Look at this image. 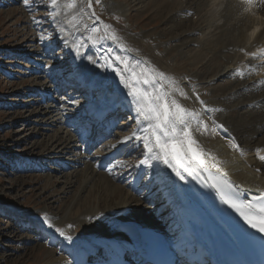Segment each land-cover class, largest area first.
<instances>
[{
  "label": "rangeland",
  "instance_id": "obj_1",
  "mask_svg": "<svg viewBox=\"0 0 264 264\" xmlns=\"http://www.w3.org/2000/svg\"><path fill=\"white\" fill-rule=\"evenodd\" d=\"M155 1L100 0V3H96V0H91L92 7L89 9L87 0H76L77 7L75 9L65 10L64 5L67 0H59L56 8L51 7L50 0H29L28 5L24 0H0V264H67L68 260L71 264H77L76 259L79 257L74 256L78 255L82 248L80 241V233L84 230L82 224L93 218L99 222L101 216L89 215L87 217L84 214L79 217L73 216L72 212L78 208L75 203L78 201L76 199L81 196H79V191L82 184L79 185L78 182L74 189L71 188L68 194L64 195L61 186H57V182L64 180L63 174L69 175L68 178H72V181L77 178L73 177L75 174H78L80 178L85 169L82 165L83 162H89L88 166L90 167L99 160L104 152L115 149L116 145L114 144L137 128L135 123H130L126 118L129 116L128 112L132 115V111H136V105L133 98L129 96L131 89L126 88L125 84L136 78L131 75L133 71L137 75L144 73L148 76L150 69L144 66L142 70L137 67L136 63L131 65L128 61L129 54L124 53L126 48L124 46L116 47L108 39H99L96 44H89L86 41L89 33L83 28L85 24L91 27L94 21L95 26L100 29L104 24L109 25L110 30L116 36L130 45L132 54H136L141 49H147L162 65V69L159 71L163 72L165 76L166 74L170 75V80L175 72L182 78L185 75L192 77L191 82L182 79L179 83L193 87L191 90L187 88L184 90L187 95H192V98H196L197 94L202 100L205 97L218 100L220 97L224 104L229 106L230 102L234 101V97L243 99L240 94L228 96L230 91L227 88H218L219 84L226 83L227 78L219 79V81L214 79L216 76L210 77L212 75L203 78L193 61L195 56L200 55V57H204L203 64H207L210 62L208 61L211 59L210 57L215 54L206 41L212 40L211 42L215 46L217 45L216 41L220 39V33L215 26L221 25L224 20L221 16L222 10L212 6L203 8L200 15H209L211 19L209 25H206L209 26L208 29L205 27V31L195 33V36L190 38V42L181 44L175 38L179 37L180 31H176V28L173 29L174 24L169 21L167 10L157 5L154 6ZM179 1L181 4L183 3L184 7L186 0ZM81 7L84 8V12L80 11ZM57 10L60 14L54 20L50 19V12ZM92 12L96 17H99V20L91 16ZM249 13H247L248 18L249 20L253 19L252 22L259 19L257 24L255 23V28H257L258 23L264 17L251 13L252 17L250 18ZM73 16L76 17V20L73 21L75 26L68 23ZM37 20L40 22L37 23ZM102 31L104 30H100V34H103ZM63 39L68 40L67 46ZM224 40L226 42L222 43L223 48L229 47L228 37H225ZM77 44L82 45L79 51L84 53L83 55H77L75 50ZM202 49L206 51H202ZM222 54L219 52L215 55L221 56ZM248 58H250L249 63L246 61V63L241 62L240 64H243V67L249 65V70L253 71L252 73H255L256 77L260 74L264 75V49L253 52L248 55ZM165 66L168 67L166 71L163 68ZM117 72H121L125 77L123 82L121 77L116 74ZM78 73L92 80L96 88L89 98H86L88 91L86 92L84 86L78 89L69 87V83H66L67 78ZM47 77L52 80L49 82ZM259 82L257 83L260 85ZM214 86L218 88V91L213 90ZM136 87L139 88L142 85L136 84ZM49 92L50 94H48ZM257 92V90L250 89L249 92L246 90L244 93L257 95ZM107 93L109 96L113 95L112 98L116 99V102L118 100V103L129 99L127 107L131 110L120 112V116L124 114L125 120L117 119L120 127L114 130L116 136L104 139L99 143L100 146H97L92 152L83 153L85 151L82 150L86 148L83 146L86 144L88 129L79 130L84 131L79 132L78 129L83 124L76 121L77 118L74 122L69 121L71 119L69 110H76L79 114L78 117L85 116L86 118L88 112H82L85 110V106L88 108L89 104H98L102 100L104 102ZM46 95H51V101L42 102L37 106V103ZM75 103L84 108H77L74 106ZM260 110L262 108L258 106L254 108L247 106L244 109L231 106L225 114L219 117L218 121L221 123L225 121L226 124L227 122L233 123L235 116L241 117L244 112L248 111H254L256 114ZM37 112L39 115L36 116ZM62 119L67 120V123L61 122ZM85 126L87 127L89 124L86 123ZM68 133L74 135L72 139H69ZM74 133L79 135L80 139ZM56 134H59L62 141L55 142L50 148L51 151L42 145L31 150L36 142ZM262 135L256 134L255 138L261 140ZM247 139L249 141V137ZM63 145L67 146L69 153L60 152ZM126 152L125 149L122 152L126 158L118 156L108 170V174L110 173L111 176L117 174L118 178H112L111 182L118 185L123 192L128 191V185L132 182L130 180L134 179L133 169L140 161L138 153H131V148L128 150L129 154ZM259 153L263 156L264 150L252 152L250 155ZM41 154H44V158H37ZM127 154L131 156L127 157ZM32 158L34 160L31 167L18 168L22 161ZM71 160L76 161L74 166L67 168L66 172L59 173V169L65 165L64 162ZM100 172L105 173L101 170ZM119 175L123 176L119 177ZM128 182L130 183L127 185ZM49 189L51 196L63 199L59 204H49L47 203L50 202L49 199L42 202L41 194ZM142 190L144 194L143 192L137 194L140 198H138L140 207L133 208L135 210L144 209L143 202L145 201L152 211L160 207L157 216L164 219L168 211L161 199L153 197L150 201L147 200L154 188H151L148 193L144 189L140 191ZM106 207L98 209L105 214ZM45 218L52 227L43 223ZM22 222L30 224V227L21 226ZM164 224L167 225L166 222ZM56 228L63 231L65 235L61 236L59 232L55 231ZM66 236H71L73 241L66 239ZM28 237L33 240L26 241ZM62 249L67 253L70 251L71 255L61 251ZM46 250L51 252V255ZM60 255L67 260L60 262ZM46 256L53 258L49 259Z\"/></svg>",
  "mask_w": 264,
  "mask_h": 264
},
{
  "label": "bare ground",
  "instance_id": "obj_2",
  "mask_svg": "<svg viewBox=\"0 0 264 264\" xmlns=\"http://www.w3.org/2000/svg\"><path fill=\"white\" fill-rule=\"evenodd\" d=\"M184 2L185 6L183 7V3L181 4L179 0H156L154 6L157 5L167 10L169 15L168 19L174 24L173 29L176 28V31H180L179 37L176 36L175 38H177L181 44L190 42V38L197 32L205 31V27L208 29L209 26L206 25H209L211 19L209 15H200L203 8L212 6L222 10L221 16L224 20L221 25L215 26L216 30H219L220 39L218 38L219 40L216 41V46L211 42L212 40L206 41V43L208 42L207 45L209 48L213 49L215 54L219 52L223 54L221 56L214 54L210 57L211 59L208 60L210 61L209 63L206 61L207 64H203L204 57H200V55L195 56L193 61L197 65L203 78L209 75H212L210 77L216 76L214 79L218 81L219 79L227 78V81L225 79L226 83H222L224 84L223 86L219 84L218 88H227L230 91L228 96L231 95L232 97L240 94L243 99L234 97V101L230 102L229 106L224 104V101L220 99V97L218 100H211L205 97L203 101L208 108L213 111L204 112L199 101L196 98H192V95H187V98L177 95L179 103L189 110H194L202 115L203 123L200 125V131H193V136L198 141L194 147H196L198 151H202L206 154L204 156L206 167L203 171L198 173L196 178L188 176L183 169H179L181 174L185 177L181 180L162 160L153 159L144 154L143 142L137 140L136 136L143 134L142 131H137V129L142 130L146 125L135 113L133 114L131 123H135L137 128L134 132L125 136H132V139L125 141V137L123 136L124 138L122 140L114 144L118 147L116 150L112 149V151L104 152L103 155L101 154L102 156H100L99 160L90 167L88 166L89 162L87 163L86 161L87 165L83 162L82 165H84L85 169L84 174H81L80 178L78 174H75L73 177L77 178L72 181V178H68L69 175L63 174L64 180L57 182V186H61L64 195L68 194L71 188L74 189L78 182L79 185L82 184L79 191V196H81L76 199L78 200L76 202L77 204L75 203L78 208L72 212V215L75 217H79L83 214L87 217L89 215L96 217L101 216V221L99 222H97L98 220H96V218H93L82 224L84 226V230L80 233L82 248L79 254L74 256L76 258L79 257L76 259L77 264H82L86 256L93 255L94 253L98 254L102 251L106 253L105 256L99 258V263L109 264L110 260H107V255L109 254L107 249L109 245L116 246L119 249L120 256L132 257V262L136 261V259H143L141 257L144 249L141 241L143 234L154 233L156 230L165 234L170 247L177 253L178 257L186 259L185 256L189 255L193 257V260L208 259L209 261H213L214 258H217L220 254L229 251V247L221 244L220 235H227L235 245L236 242L233 236L227 232L226 225L223 224L215 211L211 209L207 194L212 193L219 199H221V195L223 194L225 197L229 196L244 203L249 201L256 203L258 198L264 194V161L259 159V156L262 155H260V153L253 156L250 155L252 152L264 150V75L260 74L256 77V75H254L255 73L249 70V65L243 67V64H240L241 62L246 63V61L249 63L250 58H248V55L253 54V52L257 50L264 49V18L258 23V30L255 31V29H257L255 25L259 19L256 22L253 21V24L251 21L253 19L249 20L247 14L250 12V18L252 17L251 13L259 14L264 17V0H186ZM100 30H104V28L102 27ZM108 31L113 33L110 29ZM116 37V40H112L111 38H108V40L116 47L124 46L126 48L124 49V53H126V55L129 54L130 57L128 61L131 65H133L132 63H136L137 67L142 68V70L144 66L146 68L148 67L147 69H150L148 70V73L150 71L148 75L149 79L160 72L159 70L162 69V65L147 49H141V51L136 52V54H132L130 45L123 42L118 36ZM225 37L229 39V47L223 48L222 43L226 42L224 40ZM202 51L206 50L202 49ZM239 64L240 66L237 67ZM163 68L165 71L168 70L166 66ZM175 73H173L174 76H172L171 80H175L178 83H180L182 79H185L186 82H191L193 80L190 76L185 75L182 78L179 74ZM166 76L164 81L165 85L171 78L169 77L170 75L168 76L166 74ZM50 80L52 79L49 77L48 81L50 82ZM70 81H72V83H70ZM257 82H259L260 85ZM66 83H69V87L72 88H83V86L88 88V92L86 91L88 93L86 98H89L93 94L94 88H91L90 80H85L78 74L71 75L67 78ZM185 85L184 83L181 84L183 90H186V88L189 90L193 89V87ZM218 88L215 87L213 90L218 91ZM250 89L257 90V95H248L244 93L246 90L249 92ZM48 94H50V92ZM112 97L113 95L109 96L108 93L105 94V101H102L103 104L101 105L113 107L114 112L118 109L119 111L130 110L129 107H127L129 99L123 100L126 104H122L123 102L118 103V100L116 102V99ZM40 103H42V101H39L37 106H39ZM92 105H88L89 112L92 111ZM74 106L77 108L82 107L77 103H75ZM231 106L241 107L243 109L247 106H251V108L258 106L262 108V110L258 111L259 113L256 114L254 111H248L244 112L241 117L235 116L233 123L227 122L226 124L225 121L222 123L219 122V117L225 114ZM83 108L84 107L81 109ZM108 110H110V108L107 109V111ZM69 112L72 119L79 115L76 110H69ZM229 113L232 114V112ZM35 115H39V112ZM210 117L211 120L209 119ZM212 120H214L216 124L223 125L224 128L227 129V132L222 129L214 131ZM78 121L84 123L86 119L83 121L79 118ZM61 122H65V119H62ZM117 124L118 123L114 124L113 129H117ZM205 124L207 125L206 131L204 129ZM191 126L195 129L196 123L193 121ZM113 129L108 137L116 136ZM79 130L83 129L81 128ZM133 133L136 135L133 136ZM256 134H263V138L258 140V138H255ZM68 135L69 139H72L74 136L69 133ZM53 137H55V140H53ZM53 137H50L52 139L45 138L36 142V144L31 147V150L42 145L51 151L50 148L55 142L62 141L59 134ZM248 137L249 141L247 139ZM232 138H234L235 143L238 144V149H234L230 146V139ZM254 138L255 141H253ZM120 146L121 148H119ZM84 147H86V144L83 148ZM130 148L131 153H138V158H140L139 164H137L133 170L136 178L142 179L144 186H136L135 182L132 180L128 185V191L123 192L118 185L112 184L111 182L112 178H118L117 175L111 176L108 172L101 173L100 170H103V166L99 171L97 169L98 166L103 163L109 164L112 162L114 158L121 155V152H124V149L128 152ZM60 152L65 154L69 153L67 146L65 145L62 147ZM117 152L119 153L117 154ZM37 158H44V154H41ZM146 160L149 161L148 164L141 166V161L146 162ZM154 162H156V164H154ZM64 163L65 165L62 169H59V173H63L67 168H72L76 161L71 160L65 161ZM191 166L193 168L197 167L195 163ZM221 173H225L226 176L222 177ZM222 179H227L234 187L223 188L222 192L218 193L215 189L204 186L205 183L221 182ZM133 186L135 190H133ZM151 188H154V190L151 191ZM141 189H144L147 193L151 191L147 200L150 201L153 197L161 199V202L168 211L164 219L157 216L160 207L152 211V209L146 205L147 202L145 203V201L143 202L145 206L144 209L135 210L133 208L140 205L138 202L139 197L136 192H139ZM40 199H43L42 202L49 199L50 202L47 203L56 205L63 200L51 196L50 189L49 191L43 192ZM104 207L107 208L105 214L98 209ZM164 222H166L167 225L164 224ZM173 229L177 232L174 233L172 231ZM31 240H33L31 237L26 239V241ZM69 241L72 242L73 239ZM136 248L137 251H135ZM61 251H64V253L69 256L71 255L70 251L68 253L63 249ZM46 252L49 251L46 250ZM49 254L51 255V252H49ZM46 257L49 259L53 258L52 256ZM59 257L60 262L67 260L64 259L62 255ZM66 263L71 264L69 260Z\"/></svg>",
  "mask_w": 264,
  "mask_h": 264
},
{
  "label": "snow or ice",
  "instance_id": "obj_3",
  "mask_svg": "<svg viewBox=\"0 0 264 264\" xmlns=\"http://www.w3.org/2000/svg\"><path fill=\"white\" fill-rule=\"evenodd\" d=\"M24 2L28 5L29 0H24ZM96 3H100V0H96ZM58 4L59 0H50L51 7L56 8ZM76 7V0H67V3L64 5L65 10L75 9ZM87 7L89 9L92 7L91 0H89ZM80 11L84 12V8L81 7ZM59 14L58 10L51 11L50 19L54 20ZM91 16L99 20V17H96L94 12L91 13ZM75 20L76 17L73 16L68 23L73 24ZM36 22L39 23L40 21L37 20ZM73 26L75 25L73 24ZM83 28L89 33L86 41L91 45L96 44L99 39H117L114 33L108 31L110 26L107 24L103 25L105 30L103 34H100V28L95 26L94 21L91 27L85 24ZM63 42L66 46L68 45L67 39H63ZM81 46L77 44L75 49L78 56L84 54L79 51ZM116 74L121 77V81L123 82L125 79L123 74L121 72H117ZM131 75L136 78L130 83L125 84V87L131 89L129 96L135 102L137 116L146 125L142 130L137 129V131H142L143 134L136 136L137 140L143 142L144 154L153 159L162 160L181 180L185 177L179 169H183L188 176L196 178L198 173L206 167L204 160L206 154L194 147L198 141L194 138L193 131H200V125L203 123L201 113L189 110L178 102L177 95L187 98V93L184 92L181 85L175 80H168L165 85L164 81L166 78L163 72L155 74L151 79L144 73L137 75L135 71ZM141 76H143V79H141ZM136 84H140L142 87L138 88ZM196 99L201 104L204 112L213 111L208 108L203 100H200L198 94L196 95ZM209 119L211 120V117ZM193 121L196 123L195 129L191 126ZM212 124L214 125V131L222 129L227 132V129L223 125L216 124L214 120H212ZM204 129L205 131L207 130L206 124L204 125ZM135 135L133 133V136ZM130 139H132V136L124 138L125 141ZM230 146L234 149H238L239 147L235 143L234 138L230 139ZM259 159L264 161V156H259ZM143 163L145 161H141V164ZM193 163L197 165L196 168L191 166ZM221 176L224 177L226 174L221 173ZM204 186L213 188L218 193H221L223 188L234 187L227 179H222L221 182L205 183ZM221 200L234 209L247 225L260 233H264V194L258 198L256 203L251 201L247 203L240 202L231 197L226 198L223 194L221 195ZM43 223L47 224L48 227H52L46 218L43 220ZM55 231L59 232L61 236L65 235L59 228H56ZM65 238L68 240L72 239L71 236H66Z\"/></svg>",
  "mask_w": 264,
  "mask_h": 264
},
{
  "label": "water",
  "instance_id": "obj_4",
  "mask_svg": "<svg viewBox=\"0 0 264 264\" xmlns=\"http://www.w3.org/2000/svg\"><path fill=\"white\" fill-rule=\"evenodd\" d=\"M88 1V0H87Z\"/></svg>",
  "mask_w": 264,
  "mask_h": 264
}]
</instances>
